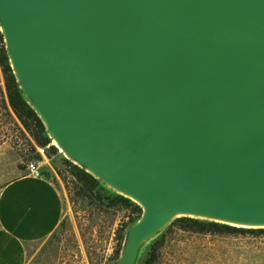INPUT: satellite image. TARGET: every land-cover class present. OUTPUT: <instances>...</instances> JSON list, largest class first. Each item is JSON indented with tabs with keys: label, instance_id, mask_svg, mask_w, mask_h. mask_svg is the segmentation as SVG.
<instances>
[{
	"label": "water",
	"instance_id": "1",
	"mask_svg": "<svg viewBox=\"0 0 264 264\" xmlns=\"http://www.w3.org/2000/svg\"><path fill=\"white\" fill-rule=\"evenodd\" d=\"M53 145L141 207L119 264L179 218L264 229V0H0Z\"/></svg>",
	"mask_w": 264,
	"mask_h": 264
},
{
	"label": "rangeland",
	"instance_id": "2",
	"mask_svg": "<svg viewBox=\"0 0 264 264\" xmlns=\"http://www.w3.org/2000/svg\"><path fill=\"white\" fill-rule=\"evenodd\" d=\"M6 124L0 132L5 131L10 142L2 146L13 142L26 157L36 148L45 163L41 171L59 185L65 203L60 228L30 248L29 264H118L117 231L129 222L131 211L121 206L109 207L108 201L97 197H78L63 154H50V147L40 148L28 134L27 139L18 133L13 135L9 128L15 127ZM148 252L140 264H145ZM159 256L156 264H264V233H196L177 223L170 228Z\"/></svg>",
	"mask_w": 264,
	"mask_h": 264
},
{
	"label": "trees",
	"instance_id": "3",
	"mask_svg": "<svg viewBox=\"0 0 264 264\" xmlns=\"http://www.w3.org/2000/svg\"><path fill=\"white\" fill-rule=\"evenodd\" d=\"M0 77H3L4 88H0V128L4 127L5 124H9V128L13 135L14 133L20 134L22 137L27 139V134L31 139L40 147H50V154H58L59 150L53 145L46 128L35 112V110L26 101L23 92L19 88L16 76L11 68L8 52L6 50L4 37L0 32ZM6 119V123L3 124V120ZM6 124V125H7ZM4 125V126H3ZM5 131L0 132V147L7 143L9 138ZM19 138V136H17ZM10 142V141H9ZM11 146L20 154L25 167L29 162H42V157L36 154V148H32L31 156L26 157L23 155L18 145L11 142ZM66 159V158H65ZM68 164L69 172L74 178L73 185L78 197L88 198L93 200L97 197L100 201L106 200L109 202V207L121 206L131 211V216L128 223H125L122 228L117 231V241L119 242V250L117 256L120 262L123 244L125 241L126 233L128 228L136 223L142 216V209L140 206L135 204L133 201L113 193L103 186V184L87 173L85 170L73 164L71 161L66 159ZM44 177L48 174L42 171ZM108 194L109 196H107ZM177 223L183 224L187 231L196 233H208L216 232L222 233H233V232H262L263 230H249L231 227L228 225L202 221L191 218H179L176 219L164 232L158 237L150 246L147 248L143 256L148 252L149 258L145 261V264H156L159 261V253L165 245V238L170 231V228ZM142 256V257H143ZM142 259V258H141ZM141 261V260H140ZM119 264V263H118Z\"/></svg>",
	"mask_w": 264,
	"mask_h": 264
},
{
	"label": "crops",
	"instance_id": "4",
	"mask_svg": "<svg viewBox=\"0 0 264 264\" xmlns=\"http://www.w3.org/2000/svg\"><path fill=\"white\" fill-rule=\"evenodd\" d=\"M64 213L59 185L29 175L12 146L0 147V264H29L30 248L57 232Z\"/></svg>",
	"mask_w": 264,
	"mask_h": 264
},
{
	"label": "built area",
	"instance_id": "5",
	"mask_svg": "<svg viewBox=\"0 0 264 264\" xmlns=\"http://www.w3.org/2000/svg\"><path fill=\"white\" fill-rule=\"evenodd\" d=\"M0 88H4V80L3 77H0ZM27 172L29 175H32L36 178H41L43 177L41 168L39 167L38 162H29L27 164Z\"/></svg>",
	"mask_w": 264,
	"mask_h": 264
}]
</instances>
